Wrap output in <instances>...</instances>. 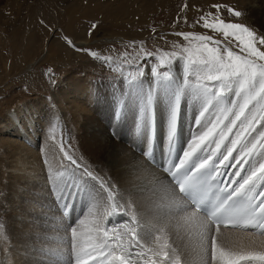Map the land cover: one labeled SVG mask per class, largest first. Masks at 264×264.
I'll return each mask as SVG.
<instances>
[{
    "label": "snow or ice",
    "instance_id": "snow-or-ice-1",
    "mask_svg": "<svg viewBox=\"0 0 264 264\" xmlns=\"http://www.w3.org/2000/svg\"><path fill=\"white\" fill-rule=\"evenodd\" d=\"M212 7L220 9L223 6ZM227 11L235 17L242 16L240 11L231 7ZM201 19L205 28L223 34L227 41L223 44V52L220 40L197 35L195 39L201 42V47L195 52L192 48H184V56L164 53L158 57L160 66L169 67V71L160 73L157 65L151 66V74L163 85L161 88L143 90L142 80L138 79L145 75L143 67L138 68L129 82L140 90L135 135L139 138L145 132L149 133L147 147L142 153L148 165L153 160L155 101L163 96L168 105L167 140L171 155L182 95L195 92L201 100L199 113L194 117L198 134L192 136L182 156L169 160L167 167L161 165L163 172L156 178L164 196L156 206L154 224L142 223V218L129 209L131 214L123 222L122 229L119 225H111L110 218L119 214L117 209L120 207L118 203H110L116 198L111 181L94 174L95 170H89L82 159H74L64 152L67 161L74 167V174L78 172L83 181L79 186L73 183L61 188L53 180L54 189L61 193L58 199L64 200V216H69L67 209H74L76 198L82 194L91 196L93 191L96 204L88 207V213H92L93 208L105 209L87 231L81 230L86 220L79 216L66 224L65 236L71 264H157L156 259H145V239L165 229L171 232L174 224L181 221L186 226L194 225L195 243L190 240L183 250L165 243L159 251L153 252V256L161 258L160 264H189V248L197 253L199 264H251L253 261L264 264V250L242 246L232 248L218 243L221 238L230 239V234L222 232V228L255 229L247 233L252 239L257 232L264 235V130H261L264 129V51L257 46H264V34H258L244 23L226 22L219 15L213 22H208L206 17ZM97 27L92 25V29ZM178 35L188 38L193 33ZM66 43L75 47L71 39H67ZM209 43L213 46L209 47ZM76 50L83 51L85 55L89 51L85 48ZM152 55L146 53V56ZM92 57L99 58L96 52H92ZM174 60L184 61V79L173 88L174 81L169 73ZM190 72L196 75L198 81L206 79L215 83L212 87L206 84L193 87L188 81ZM229 96L233 98L229 100ZM122 116L121 105L115 117L119 120ZM257 125L260 127L257 128ZM229 168L240 170L234 171L225 182ZM89 184L91 191L88 190ZM110 231L113 233L111 236ZM188 235L191 236V230Z\"/></svg>",
    "mask_w": 264,
    "mask_h": 264
},
{
    "label": "bare ground",
    "instance_id": "bare-ground-1",
    "mask_svg": "<svg viewBox=\"0 0 264 264\" xmlns=\"http://www.w3.org/2000/svg\"><path fill=\"white\" fill-rule=\"evenodd\" d=\"M106 5L105 3L97 8L104 9V11L107 9L106 11H114L115 13L105 15L104 12H100L101 9L85 7L83 9L85 15L82 13L83 16L81 18L87 19L90 13L92 14L93 12L96 13H93L92 17L109 21L118 20L119 17L123 16L124 12H121V7L117 8V10H112V6L109 7L108 4L106 8ZM99 13L102 14L100 15ZM128 14L129 12H126L124 15ZM79 15H81V12ZM75 16L77 14L73 17L71 16L70 19L76 22L78 17L76 18ZM92 17L91 19H94ZM75 43L79 45L85 42L77 41ZM76 64L68 62L63 65ZM154 64L156 65V61L152 58L144 61L145 75L142 78H138L142 80L144 91L149 90L150 87L159 89L163 86L151 74L150 69ZM183 64V60H174L171 65L169 75L174 81L171 85L173 88L181 84L184 79ZM81 65L83 66V64ZM167 68L165 71H169V67ZM73 70L71 69V71ZM159 72L162 73L161 71ZM66 76L62 79V87L68 90H70V87L74 89L72 96H65L69 98L71 103H74L76 115L75 122L70 123L73 120V115L66 112L65 120V116L63 117V112L60 110V118L63 117L62 126L66 127L70 135L74 137L75 150L80 154V159L92 170H95L94 174H99L112 183L116 198L110 203H118L120 207L117 209L119 214L112 216L109 223L111 225H119L122 229L123 222L128 220L131 214L129 211L131 209L142 218V223L154 224L157 215L156 206L161 203L160 198L164 196V193L156 183V178L163 171L156 164H146L142 156L143 151L147 147L146 143L149 133L145 132L139 138L135 135L140 90L129 83L132 75L121 72L113 77L98 78L99 76L95 72H86L83 77H76L75 82H72L73 80H70V82L65 81L69 79ZM188 81L193 87L202 84V81L196 80L190 73ZM232 98V96H229V100ZM200 104L201 100L195 92H191L189 95H182L175 135L176 155L178 157L182 156V152L187 149V144L192 136L198 134L199 129L194 123V117L199 113ZM121 105L123 116L117 120L115 112L118 106ZM41 108L38 109L31 101L24 100L15 106L7 108L0 117V130H5V133H8V136L4 137V148L13 151L15 154V158L13 154V159L9 160L10 165L8 168L0 174V177L2 175L7 183L5 185L6 196L8 198L19 197L21 201L29 204L28 212L30 213V218L25 219L26 221L20 218L18 220L15 217L11 218V223L14 224L15 246L13 247L9 243L8 247L12 249L11 255L17 256L19 264L22 261H26L27 264H42L45 258L43 256L44 253H39V248L42 251L46 250V252L50 251V247L51 250L56 248L57 251L67 249L66 224L79 216L86 220L85 225L81 226V230L87 231L88 228L94 226L97 216L105 211L104 208H93V212L88 213V207L96 204L94 199L95 192L93 191L91 196L82 194L76 198L74 209H67L69 216H64L66 211L62 207L64 200L58 199L61 193L59 190L54 189L53 180L61 187L63 175L61 173L64 169L69 170L72 166L62 154L65 150L61 151L60 143L47 146L45 153L38 152L37 136L40 127L38 123L41 113L46 114L45 123H47V126L45 129L48 128L46 130L49 133L51 132V129H49L51 121L49 119L53 116L55 118L52 111H47L46 109L44 111ZM168 119V105L165 98L161 96L154 103V126L152 130L154 136L153 156L160 162L169 148L167 140ZM259 127L257 125V128ZM54 153L57 156V164L59 166L56 169H44L40 172L41 167L45 165L42 162H47L46 159L51 158ZM237 170L240 169L229 168L227 170V175L224 177L226 182L228 176H231ZM63 173L65 175V172ZM242 174L246 173L242 172ZM85 179L88 178L85 177ZM67 181L69 182V180ZM82 183L83 181L80 179L79 185ZM9 189L14 192L13 195H8ZM88 190L91 191V184H89ZM173 219L175 220V218ZM189 230H191V236L188 235ZM221 231L230 234V239L221 238L218 240V243L223 246L232 248L242 246L255 249L256 251L264 250V235L257 233L255 238L252 239L247 235V233L251 232L250 230L241 231L239 229L222 228ZM111 235L113 233L110 231L109 236ZM157 236L160 237L159 240L156 239ZM190 240L193 244L195 243V227L194 225L186 226L181 221L180 224H174L173 231L169 232L165 229L163 232H155L151 238L145 239V248L143 249L146 253L145 259H156L157 264H160L161 258L153 256V252L159 251L165 243L177 250H183ZM29 245L34 248L33 252L29 250ZM9 248L7 249L10 250ZM148 249H152V251H148ZM137 251H140V249H137ZM188 252L187 259L189 264H199L197 253L191 248L188 249ZM71 259L70 257V262ZM183 259L184 257H182V261ZM251 264H257V262L253 261Z\"/></svg>",
    "mask_w": 264,
    "mask_h": 264
},
{
    "label": "rangeland",
    "instance_id": "rangeland-1",
    "mask_svg": "<svg viewBox=\"0 0 264 264\" xmlns=\"http://www.w3.org/2000/svg\"><path fill=\"white\" fill-rule=\"evenodd\" d=\"M105 3L109 4V7L112 6V10L121 7L124 17L115 21L102 20L92 17V14L96 13L93 12L90 13L89 19L81 18L85 7L95 9ZM213 5L223 7L215 9ZM228 7L240 11L242 16H233L227 11ZM106 10L101 9L100 12L105 15L115 13ZM126 12L129 14L124 15ZM74 13L77 14L75 17L79 18L76 22L70 19ZM217 15L226 22L244 23L258 34H264V0H0V117L7 108L24 100L31 101L38 109L42 107L44 111H52L55 118L53 116L49 119L50 133L48 128L45 129L46 114L41 113L37 136L38 152L45 153L47 146L60 143L64 152L72 155L74 159L81 158L75 150L74 137L62 126L64 116L66 120V112L73 115L70 123L75 122L76 115L74 103L66 97L72 96L74 89L62 87L65 75L69 77L65 81L69 82H75L76 77H83L86 72H95L98 78L113 77L121 72L134 76L139 67L144 68V61L149 58L156 61L158 70L163 73L168 68L160 66L158 57L164 53L184 56V48H192L195 52L201 47V42L195 39L197 35L212 36L214 40H220L223 52V44L227 43L225 37L220 32L205 28L201 19L206 17L208 22H213ZM93 24L98 27L92 29ZM186 32L193 33V36L185 38L178 35ZM67 39H71L75 47L69 46ZM77 41L85 43L78 45L75 43ZM212 46L209 43V47ZM257 46L264 51V46ZM77 48L88 49V54L77 51ZM233 50L239 51L237 48ZM92 52H96L99 58L92 57ZM146 53L153 55L146 56ZM195 54L199 55L198 52ZM68 62L77 64L63 65ZM190 74L197 80L195 74ZM200 81L208 87L215 83L206 79ZM60 110L63 112L61 118ZM6 136L8 133L0 130V174L8 168L9 160L13 159L14 154L4 148ZM46 161L42 162L45 165L41 167L40 172L59 166L55 153ZM90 169L92 170L89 167ZM63 172L61 188L66 183L74 182L79 186L80 176L78 172L74 174L73 166ZM0 178V264H19L17 256L11 255L12 249L8 247L9 243L15 246L14 224L11 223V218L24 221L30 218L29 204L21 201L19 197L8 198L5 191L6 180L2 175ZM13 193L9 189L8 195ZM29 250L33 252L34 248L29 245ZM65 250L67 249L51 250L50 247V251L46 252L39 248V253H44L45 258L42 264H70L71 256L69 251ZM60 259L62 260L59 261ZM20 264L27 263L22 261Z\"/></svg>",
    "mask_w": 264,
    "mask_h": 264
}]
</instances>
